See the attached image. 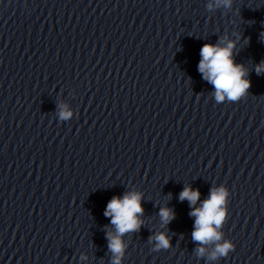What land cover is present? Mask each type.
I'll return each mask as SVG.
<instances>
[{
    "label": "clouds",
    "instance_id": "clouds-1",
    "mask_svg": "<svg viewBox=\"0 0 264 264\" xmlns=\"http://www.w3.org/2000/svg\"><path fill=\"white\" fill-rule=\"evenodd\" d=\"M233 0H214L207 5L209 11L213 8H231ZM264 38V33H262ZM222 38L215 44H204L200 49V61L198 71L202 78L214 88L213 96L217 104L228 101H239L246 96L251 88L248 70L243 64H237L234 60L233 50L236 41ZM257 75L264 73V60L255 66ZM58 116L61 120L71 117V112L65 110V106H59ZM199 189L184 187L179 194L180 201L187 200L191 211L190 217H195L191 238L196 242L195 254L197 257L206 258L207 261H216L227 257L235 250V244L231 240L223 239L224 223L227 220V203L229 189L221 184L212 187L207 199L196 207L200 199ZM143 193L138 191L125 192L121 196H112L104 210V216L110 218V223L115 226L116 232H107L108 249L112 253L111 264H121V257L124 254L125 245L122 237L125 233L139 232L143 226L142 207ZM159 217L162 226L168 225L175 219V213L171 208L161 207ZM223 241V242H221ZM149 242H154V251L168 249L170 238L166 233L161 232L149 237ZM211 248V251H209Z\"/></svg>",
    "mask_w": 264,
    "mask_h": 264
}]
</instances>
